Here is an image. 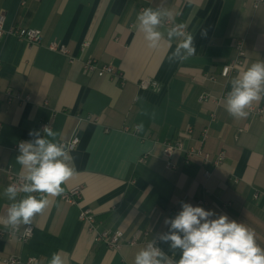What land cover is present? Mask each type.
<instances>
[{"label":"crops","instance_id":"0c3cea01","mask_svg":"<svg viewBox=\"0 0 264 264\" xmlns=\"http://www.w3.org/2000/svg\"><path fill=\"white\" fill-rule=\"evenodd\" d=\"M22 1L0 0L5 28H38L44 39L42 44L16 36L0 40V162L27 177L17 157L21 141L34 144L37 139L30 132L58 146L78 137L65 160L73 176L61 188L84 189L76 205L62 200L64 191L56 196L24 191L10 198L8 175L1 171L0 228L32 225L34 235L24 243L0 237V264L10 256L20 257L22 264L31 258L52 264L55 257L61 264H135L140 251L152 249V241L163 253L157 257L161 264H177L182 250L163 237L175 231L171 220L182 203L210 211V220L226 215L244 224L264 249V116L250 110L264 106V91L259 102L245 109L247 118L227 111L233 81L252 63L264 62V9L242 0ZM143 7L188 33L158 24L160 39L150 47L137 18ZM188 35L195 52L183 58L185 51L177 55V49ZM241 37L246 64L225 78L222 68L234 60ZM54 40L71 49L73 63L48 48ZM84 42H90L87 48ZM90 57L100 67L113 65L121 77L85 71L83 63ZM204 94L207 100H201ZM49 120L53 136L42 128ZM205 127L209 135L203 142ZM166 141L184 147L173 156V169L166 166ZM199 147L213 158L224 150L226 159L218 166L199 157L187 160L185 150ZM29 196L49 203L30 223H10L9 208ZM83 208L93 210L98 230L124 233L120 249L95 240L79 218ZM137 230L150 234L129 245Z\"/></svg>","mask_w":264,"mask_h":264},{"label":"clouds","instance_id":"9594fccd","mask_svg":"<svg viewBox=\"0 0 264 264\" xmlns=\"http://www.w3.org/2000/svg\"><path fill=\"white\" fill-rule=\"evenodd\" d=\"M137 18L146 33V39L152 42L150 47H155L161 35L155 30L160 23L159 14L146 9ZM172 34L169 33L170 36ZM181 49L186 53L183 58L194 54L191 35L178 45L177 55ZM262 91L264 62L258 61L252 63L239 79L233 81V90L227 100L228 113L234 118H247L249 113L245 109L253 101L259 102L262 99ZM44 131L48 136L54 135L47 126ZM29 135H36L37 139L34 144L21 141V154L17 157V162L28 169L27 180L31 181L23 186V191L60 195L64 191L61 184L71 178L74 172V169L65 163L68 157L56 143L39 138L38 133L30 132ZM61 157L63 159H60ZM6 192L11 194L10 198H14L16 189L10 185ZM48 203L46 198L37 200L29 196L9 208V222L28 224L30 218L41 212ZM211 215L210 211H205L200 206L182 203V211L171 220V229L175 231L163 237L165 241L172 242L173 249L182 250L177 264H264V249L256 243L254 231L242 223L229 221L226 215L210 220L208 218ZM157 257L163 258V253L157 249L142 250L137 254L135 264H161ZM52 264H61L59 257H55Z\"/></svg>","mask_w":264,"mask_h":264},{"label":"built area","instance_id":"2783aa9c","mask_svg":"<svg viewBox=\"0 0 264 264\" xmlns=\"http://www.w3.org/2000/svg\"><path fill=\"white\" fill-rule=\"evenodd\" d=\"M242 1H250L252 3V6L255 10L263 8L264 9V0H242ZM26 0L22 1V4H24ZM146 10L145 7L142 8V11ZM5 22H6V15L5 13H0V40L4 39L7 36H16L20 40L27 41L30 44H42L43 43V32L41 29L34 28V27H27V26H13L8 29L5 28ZM159 25L166 26L170 28L173 31L178 32L181 35H186L188 33L187 29L185 27H182L170 19L167 18H160ZM90 42H84L82 44L83 48H87L89 46ZM48 48L52 51L59 52L63 55H65L70 63H73L75 61V55L72 53L71 49L60 42L57 41H51L48 43ZM235 57L234 60L230 63H227L223 66L221 75L225 78H229L232 71L243 67L246 64L247 59V53L245 49V37H241L238 39L235 43ZM83 68L85 71L89 72H95L99 76H105V75H111V76H117L121 77V73L116 70V68L111 65H103L99 66L98 60L90 57L83 63ZM206 79V77H205ZM207 79L210 80H216L215 76H208ZM19 98V96H17ZM14 99V96L9 91L8 92V100L12 101ZM208 95L204 94L201 97V100H207ZM222 99V97H218L215 99L216 103L219 102V100ZM251 111L256 112L261 117L264 116V106L260 107H250ZM216 117L215 113H212V118L214 119ZM90 120H97L96 117H89ZM45 126L52 128V121H46L42 123V128L44 129ZM2 127V123L0 122V129ZM191 132V129L190 131ZM209 135V127H205L202 132L201 139L203 142L207 139ZM79 143L78 137H73L70 140L62 141L60 143V147L63 148L66 156L69 154V152L74 149ZM183 144L182 143H173L166 141L163 143V154L166 159V166L168 169L175 168V164L173 162V156L177 151L183 150ZM186 151V157L187 160L191 159L192 157H199L203 159L206 162H211L215 166H218L222 164L226 159V152L224 150L220 151L216 157H212L209 152L204 151L202 147L199 148H190ZM5 171L8 175L9 180V186H13L16 189V193H21L23 191V186L26 184H30L31 181L27 180V177L20 176L16 174L12 167L10 165L4 166L0 162V172ZM211 172L205 171L204 177L206 179L210 178ZM83 186L82 185H76L72 188H70L67 191H64L61 194V198L66 203L76 205L79 204L82 196H83ZM200 204H204V201H199ZM82 223H86L88 230L90 233L94 234L95 240L99 242L106 243L110 248L112 249H120L121 248V239L124 235V233L120 230L118 231H108V230H98L96 217L92 209L90 208H83L80 212L79 216ZM150 233L145 232L142 230H137L132 238L128 241L129 245H136L142 241L143 238L147 237ZM34 235V227L32 225H26L25 227H20L19 225H10L7 228H0V237L7 238V239H17L21 242H27L29 241ZM148 245L152 249L158 250V245L156 241L148 242ZM6 264H22V260L18 256H10L4 260ZM26 264H36V260L34 258L29 259Z\"/></svg>","mask_w":264,"mask_h":264}]
</instances>
